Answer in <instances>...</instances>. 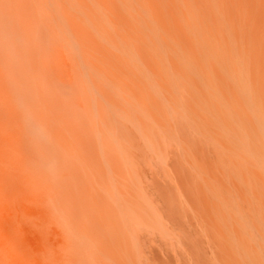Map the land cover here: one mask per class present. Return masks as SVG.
Segmentation results:
<instances>
[{
  "label": "bare ground",
  "instance_id": "bare-ground-1",
  "mask_svg": "<svg viewBox=\"0 0 264 264\" xmlns=\"http://www.w3.org/2000/svg\"><path fill=\"white\" fill-rule=\"evenodd\" d=\"M216 261L264 264V0H0V264Z\"/></svg>",
  "mask_w": 264,
  "mask_h": 264
},
{
  "label": "rangeland",
  "instance_id": "rangeland-1",
  "mask_svg": "<svg viewBox=\"0 0 264 264\" xmlns=\"http://www.w3.org/2000/svg\"><path fill=\"white\" fill-rule=\"evenodd\" d=\"M127 2H128V0H126ZM235 6V5H234ZM239 8H238V6L237 7H234V10H238ZM215 11H217V9H215ZM217 13V12H216ZM57 14V15H56ZM218 15L220 14L219 12L217 13ZM53 15H54V17H53ZM51 16L53 17V18H55L54 20L56 21V23H60L59 21H58V19L60 18V16H59V13H51ZM57 18V19H56ZM221 18H223V17H221ZM233 24V25H232ZM229 27H228V26ZM225 27H224V29H225V31L227 32V34H228V36H229V38H228V45L227 46H229V47H231V48H233L234 49V52L236 51L235 49L237 48V49H240L242 46L238 43L239 42V40L237 39V37H236V34H235V32L238 30L239 31V26H242L243 25V23H242V20H240L239 21V24H234V23H232V22H228V24H227ZM77 28H79V27H77ZM233 28V29H232ZM238 28V29H237ZM237 29V30H236ZM79 31H80V28H79ZM79 31H77L76 32V34H75V38L76 39H78V38H80V36H81V34H80V32ZM237 43V44H236ZM64 51L65 52H72L73 54H74V59H75V74L77 75V77H78V75H79V73L82 71V69H81V67L80 66H82L79 62H81V60H82V47H81V50H80V52L78 53V52H75L77 49H75L71 44H70V46L68 45V44H65L64 43ZM231 45V46H230ZM225 48H227L226 46H225ZM237 52V51H236ZM79 54L81 55L80 57L81 58H79ZM235 54H238V53H235ZM238 56V55H237ZM79 60V61H78ZM80 65V66H79ZM83 67V66H82ZM231 67H229V65H228V68L227 67H225L224 66V71L226 70V69H228V70H230L231 71V69H230ZM232 72V71H231ZM94 78V77H93ZM96 80H97V78H96ZM179 80V89H180V91H181V93H182V95L184 96V98H187V99H190V97H192L193 96V93H191V86H190V84L184 79V78H179L178 79ZM229 80H231L230 82H235V84H237L238 83V85H236V87H238L239 85H241V84H243L244 82H246V81H248V79L246 78V79H241L239 76H236V77H230V79ZM89 81H91V79L89 80ZM242 81H243V83H242ZM237 82V83H236ZM48 168H53V166L52 167H48ZM251 195V194H250ZM252 198V197H251ZM259 207V206H258ZM216 264H221V263H219L218 261H216Z\"/></svg>",
  "mask_w": 264,
  "mask_h": 264
}]
</instances>
